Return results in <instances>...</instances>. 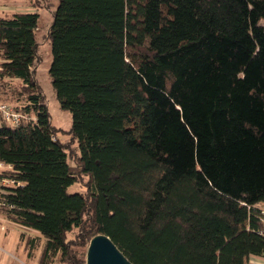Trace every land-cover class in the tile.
Segmentation results:
<instances>
[{"label": "trees", "instance_id": "16d2710c", "mask_svg": "<svg viewBox=\"0 0 264 264\" xmlns=\"http://www.w3.org/2000/svg\"><path fill=\"white\" fill-rule=\"evenodd\" d=\"M39 17L0 16V103L28 118L0 119L20 183L0 211L37 233L28 257L43 239L38 264H85L100 234L132 264L264 257V0H58L48 75L74 165L36 79Z\"/></svg>", "mask_w": 264, "mask_h": 264}, {"label": "rangeland", "instance_id": "374dc122", "mask_svg": "<svg viewBox=\"0 0 264 264\" xmlns=\"http://www.w3.org/2000/svg\"><path fill=\"white\" fill-rule=\"evenodd\" d=\"M2 1V0H0ZM16 2H23L24 7H22L18 11H32V12H38L40 17H39V25H38V30L36 32V41H37V63H36V79L38 84L40 85V88L45 96L46 99V104L47 108L51 117V123L55 128L56 134L55 137L56 139L60 140L65 146H66V151L69 157V164L74 165L75 162V154H76V144L73 141L69 130H70V125H71V115L69 111L60 108L58 101L55 97L54 90L52 89L51 83H50V78L48 75V69L49 65L51 62V52H50V42L48 38V33H49V27L52 21V12L55 11L58 0H50L49 4H51L50 9L47 8H39V5L35 3V0H10V4H15ZM37 5V6H36ZM38 7V8H37ZM11 10H6L3 11L4 14H11ZM13 84L10 82H6L4 84V91L9 90ZM4 102L9 105H18L19 104H14L6 97H3ZM88 183V178L83 177L79 180L78 183L70 186L68 188L69 193H86V184ZM21 229L20 227L17 226H10V229L8 230L6 237L5 233H3V244H7V246H10L11 244H16L18 241L19 237V231H24V230H19ZM7 231V230H5ZM21 235L25 237H34L37 234L33 233L32 231L26 230V232L20 233ZM74 237L73 234L68 235V239H72ZM38 248L35 251L36 253L32 254L31 257L26 258L27 264H31L32 261H35V258L37 257L38 254L41 253L44 240L39 239L37 240ZM14 253V248L10 249ZM80 251H84V249H81ZM87 251V249H86ZM12 253V254H13ZM22 252L19 251V254H13L16 255V257L21 258L22 257ZM33 257V258H32ZM251 261V260H250ZM253 262V261H251ZM35 263V262H34ZM33 264V263H32ZM52 264H63L59 261V257L55 258Z\"/></svg>", "mask_w": 264, "mask_h": 264}, {"label": "crops", "instance_id": "0c3cea01", "mask_svg": "<svg viewBox=\"0 0 264 264\" xmlns=\"http://www.w3.org/2000/svg\"><path fill=\"white\" fill-rule=\"evenodd\" d=\"M22 7H24L23 2H16L15 4H10V0H2V1H0V16L1 15H5L3 13V11H6L8 9L12 11L11 14L12 13H20V12H32V11H18ZM258 208L261 211H264V202L261 203L260 205H258ZM14 225L17 226V227H20L21 229L18 228L19 230H24V231H19V237H18V241L16 242V244L13 243L10 246H7V244H3V239H4L3 238V235H4L3 233H5V237H6V234H7L8 230L10 229V226H14ZM5 230H7V231H5ZM26 230H29V229H26L24 227H21V226L15 224V223L11 222L0 211V248L2 249V251L0 252V264H27L26 263L27 261H25V260H27L26 258H28V255H27V250L25 248V241L24 240L23 241L20 240V236H21L20 233L26 232ZM29 231H32V230H29ZM32 232L36 233L34 231H32ZM12 248H14V253L15 254H19V251H21L22 252V254H21L22 257L18 258V257H16V255H13L14 254L13 251L10 250ZM40 254H38L37 257L35 258V261H34L35 263L32 261L33 264H38ZM250 260L253 261V262H251ZM249 263L250 264H264V257H254V256H252L249 259Z\"/></svg>", "mask_w": 264, "mask_h": 264}, {"label": "water", "instance_id": "95a60500", "mask_svg": "<svg viewBox=\"0 0 264 264\" xmlns=\"http://www.w3.org/2000/svg\"><path fill=\"white\" fill-rule=\"evenodd\" d=\"M85 264H132L105 235L93 237L86 251Z\"/></svg>", "mask_w": 264, "mask_h": 264}, {"label": "built area", "instance_id": "2783aa9c", "mask_svg": "<svg viewBox=\"0 0 264 264\" xmlns=\"http://www.w3.org/2000/svg\"><path fill=\"white\" fill-rule=\"evenodd\" d=\"M0 119L6 125L12 127H16L21 124L22 121L28 120L21 110L5 103H0ZM8 170H10V167L0 162V195L5 193L6 188L20 185V183L16 182L15 180L3 176V173ZM6 206L9 205L0 199V208H4ZM261 221L264 223V211H261ZM1 251L2 249L0 248V252Z\"/></svg>", "mask_w": 264, "mask_h": 264}]
</instances>
